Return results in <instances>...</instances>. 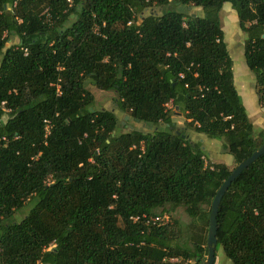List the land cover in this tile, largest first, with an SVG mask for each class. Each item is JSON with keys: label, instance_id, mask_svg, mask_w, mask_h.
I'll list each match as a JSON object with an SVG mask.
<instances>
[{"label": "trees", "instance_id": "1", "mask_svg": "<svg viewBox=\"0 0 264 264\" xmlns=\"http://www.w3.org/2000/svg\"><path fill=\"white\" fill-rule=\"evenodd\" d=\"M170 1L202 14L142 15ZM226 2L264 107V0H0V264L205 261L212 202L232 169L206 161L170 103L237 164L264 143L235 84ZM11 34L19 43L8 46ZM87 82L151 129L117 132L124 122L95 107ZM178 207L192 219L187 238L176 219L147 221ZM217 220V250L264 264V153L229 186Z\"/></svg>", "mask_w": 264, "mask_h": 264}, {"label": "rangeland", "instance_id": "2", "mask_svg": "<svg viewBox=\"0 0 264 264\" xmlns=\"http://www.w3.org/2000/svg\"><path fill=\"white\" fill-rule=\"evenodd\" d=\"M226 7L227 6L222 9L220 16L223 22L228 50L233 59V71L237 79L236 86L238 91L240 92V95L242 96V100L249 107L250 119L253 122L254 131L257 135L260 132H264V107H262L258 102V96H255V94L257 95L255 90L256 78L248 67L245 58V41L247 39V35L239 26L237 13H235L234 16L233 10L230 7L227 10ZM152 9L154 10V12L160 14L162 11L168 9L181 10L188 14H191L195 12L196 6L179 4L175 3V1H170L163 7L155 5L152 8L145 9L142 15L149 14ZM198 13L200 15L202 14V8H199ZM18 43L19 37L16 34H11L7 45H16ZM87 87L91 89V91L95 95L96 108L114 109L116 111V114L119 116V120L124 122V126H118L117 132L128 131L131 129H142L144 131L151 129L149 126H146L142 122L129 119V117L127 119L125 118L124 113L120 111L115 105L114 98L116 96V93L114 91L101 90L90 82H87ZM169 107H171V110H173V119L175 120V123L178 127L183 128L190 136L192 134H194L195 137L200 136L199 134L201 133L194 131L187 125V120L182 110L177 107H173L172 103H170ZM202 137H204V141L199 139L195 141L194 139L193 142L201 143V145H203V149L206 152V161H210L213 163H225L231 169H233L237 165V163L234 161L233 156L227 153L224 149L223 139L212 138L205 134H202ZM26 211V208H24L23 210L17 212L16 218L20 220L23 217L24 212ZM169 213V215H171L170 220L176 219V225L180 229L182 236H184L185 238L189 237L193 228L191 226L192 219L187 214L185 209L183 207H178ZM206 257L207 254L205 258ZM215 264L233 263L228 257H226L223 249L220 247L216 251Z\"/></svg>", "mask_w": 264, "mask_h": 264}, {"label": "water", "instance_id": "3", "mask_svg": "<svg viewBox=\"0 0 264 264\" xmlns=\"http://www.w3.org/2000/svg\"><path fill=\"white\" fill-rule=\"evenodd\" d=\"M129 116L126 115L127 119ZM264 153V143L256 149L250 156L239 162L231 171L230 175L224 180L220 188L218 189L211 207L209 217V230L207 236L208 254L205 261L202 264H215L216 251H217V230H218V211L223 195L232 184V182L238 177V175L246 169L252 162Z\"/></svg>", "mask_w": 264, "mask_h": 264}, {"label": "built area", "instance_id": "4", "mask_svg": "<svg viewBox=\"0 0 264 264\" xmlns=\"http://www.w3.org/2000/svg\"><path fill=\"white\" fill-rule=\"evenodd\" d=\"M46 121V135L49 134L50 132V123L49 121L45 120ZM50 181V179H48V182ZM133 220H137L139 219V216H136V217H132ZM147 221L148 222H152V223H155V224H163V223H167L170 221V217L168 214H159V215H156V216H151L149 218H147Z\"/></svg>", "mask_w": 264, "mask_h": 264}, {"label": "crops", "instance_id": "5", "mask_svg": "<svg viewBox=\"0 0 264 264\" xmlns=\"http://www.w3.org/2000/svg\"><path fill=\"white\" fill-rule=\"evenodd\" d=\"M225 6H227L226 7V9L228 10L229 9V7L233 10V15L236 13L235 12V10L232 8V5L229 3V2H226V3H224V6H223V8L225 7ZM199 8L200 7H196V9H195V12L194 13H192V14H199L198 12H199ZM232 13V12H231ZM233 15H232V17H233ZM235 16V15H234ZM252 72V71H251ZM234 79H235V84L237 83V79H236V75H235V73H234ZM237 87V86H236ZM255 90H256V88H255ZM239 94H240V92H239ZM241 96V95H240ZM255 96H257L256 94H255ZM241 98H242V96H241ZM257 98V97H256ZM257 100H258V98H257ZM242 102L244 103V105L246 106V109H247V111H248V114H249V107H248V105L242 100ZM258 102H259V100H258ZM250 116V115H249ZM175 121V120H174ZM200 136L198 137L197 135V137H195L194 136V134H192L191 136H190V138H191V140L192 141H194V139H195V141L197 140V139H199V140H202V141H204V137H202V134H199ZM202 147H203V145H202Z\"/></svg>", "mask_w": 264, "mask_h": 264}]
</instances>
